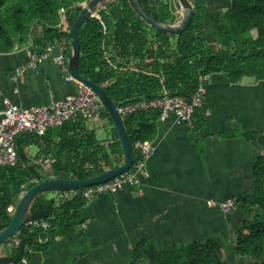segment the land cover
<instances>
[{
    "label": "trees",
    "instance_id": "trees-1",
    "mask_svg": "<svg viewBox=\"0 0 264 264\" xmlns=\"http://www.w3.org/2000/svg\"><path fill=\"white\" fill-rule=\"evenodd\" d=\"M89 0H0V53L10 52L30 37L35 51L48 42L64 38L69 55L68 30ZM154 20L169 24L177 17L176 0H136ZM193 16L179 34H167L147 26L132 11L126 0H106L97 9V17L88 18L77 30L80 43L78 75L100 86L117 106L141 99H153L163 92L189 98L196 90L197 78L204 74H222L231 84L244 76L264 80V0H229L225 8L210 13L215 42L206 40L204 18L209 15V0H189ZM66 12V29L58 27L59 9ZM208 13V14H207ZM37 27L39 30L36 31ZM206 106L193 112L188 126L190 139L203 151L206 137H232L234 131L218 133L205 124ZM159 113L139 111L124 117L123 125L130 142L133 163L138 155L137 141H151L156 133ZM101 118L112 126V138L100 143L87 118L76 115L57 126L56 139L48 130L39 136L21 132L15 137L17 162L0 167V230L11 220L21 195L38 182L48 179H83L118 166L123 161L122 147L109 114L101 107ZM259 131L242 136L255 143ZM36 146L50 159V171L44 172L36 156L26 148ZM252 190L237 198L235 209L244 218L231 238L219 234L205 240L158 246L140 240L124 264H264V156L253 166ZM74 191L53 192L54 197L38 195L30 204L29 220L46 219L49 229L31 230L23 224L14 235L17 244L0 264H25L31 252L45 251L60 237L82 231L80 220L87 203ZM8 200V202H5ZM232 254L233 262L227 258Z\"/></svg>",
    "mask_w": 264,
    "mask_h": 264
},
{
    "label": "crops",
    "instance_id": "crops-1",
    "mask_svg": "<svg viewBox=\"0 0 264 264\" xmlns=\"http://www.w3.org/2000/svg\"><path fill=\"white\" fill-rule=\"evenodd\" d=\"M208 24L213 40L210 17ZM31 52L37 51L27 37L10 52L0 53V113L3 99L31 108L77 91V82L66 80L68 69L54 62L56 49L35 68L17 73ZM204 104L207 127L236 135L206 137L200 152L189 137V124L174 116L158 121L155 136L148 141L152 146L146 159L148 175L140 186L126 185L94 196L82 208L80 234L62 236L47 250L31 252L25 264H124L143 239L166 246L214 234L231 238L244 216L236 209L223 214L217 205L252 190L254 163L264 156V80L240 79L233 85L222 74H213L205 87ZM96 122L109 124L106 118L86 120L93 130ZM57 130V126L48 129L50 139H56ZM249 130L260 132L255 143L242 136ZM26 151L39 162L47 158L34 145Z\"/></svg>",
    "mask_w": 264,
    "mask_h": 264
},
{
    "label": "built area",
    "instance_id": "built-area-1",
    "mask_svg": "<svg viewBox=\"0 0 264 264\" xmlns=\"http://www.w3.org/2000/svg\"><path fill=\"white\" fill-rule=\"evenodd\" d=\"M86 3L87 1H83L81 5L84 6ZM59 13L60 22L58 27L61 30H65V9L60 8ZM54 49L57 50L56 55L53 57L54 62L62 70H66V61L68 58L66 52L68 45L64 38H60L48 42L41 51L31 52L27 64L24 67L17 68L16 72L20 73L25 69L35 68L38 62L47 59ZM210 78L211 74L199 75L196 90L187 99L180 96H170L163 92L159 97L153 99H141L119 105L117 106V112L123 119L139 111L153 110L159 113L158 121L164 120L169 116H174L178 121L190 124L194 110L204 104L205 87ZM66 80L75 81L70 74L66 77ZM77 84L78 88L75 93L67 95L62 100L51 101L47 105L20 108L8 99H3V109L0 113V167H13L16 164L17 152L15 148V137L21 132H32L41 136L48 129L59 126L76 115H82L94 120L101 118L102 106L94 92L86 85L78 82ZM134 149L138 157L135 163L132 162L128 170L104 182L81 188V197L88 202L98 194L115 192L126 185L140 186L141 179L148 175L146 159L152 151V146L148 141H137L134 143ZM41 164L44 172L50 171L49 158L42 159ZM107 169L109 168H105L104 171ZM217 206L223 214H228L236 207L234 198H227ZM25 224L31 230L50 228V223L46 219L28 220ZM14 235L0 244L3 245L10 242L9 252L17 244V239L14 238Z\"/></svg>",
    "mask_w": 264,
    "mask_h": 264
},
{
    "label": "water",
    "instance_id": "water-1",
    "mask_svg": "<svg viewBox=\"0 0 264 264\" xmlns=\"http://www.w3.org/2000/svg\"><path fill=\"white\" fill-rule=\"evenodd\" d=\"M106 0H89L82 6L77 18L68 30L69 37V55L67 60V69L73 79L83 85L88 86L96 95L101 106L109 114L112 125L118 135L122 152L123 162L115 167L109 168L101 174L83 178V179H48L33 185L26 190L19 198L13 209L10 223L0 230V244L13 236L20 230L21 226L29 220L28 211L31 202L35 197L46 192H64L74 191L93 184H98L128 170L133 162V153L130 142L128 141L124 129L123 120L117 112V105L113 103L105 94L103 89L78 75V61L80 56V43L77 37V30L88 18L95 17L98 7ZM135 15L140 18L150 28L167 34H179L185 30L193 16V7L189 0H176L179 5V16L172 23H160L148 16L140 7L136 0H126Z\"/></svg>",
    "mask_w": 264,
    "mask_h": 264
},
{
    "label": "rangeland",
    "instance_id": "rangeland-1",
    "mask_svg": "<svg viewBox=\"0 0 264 264\" xmlns=\"http://www.w3.org/2000/svg\"><path fill=\"white\" fill-rule=\"evenodd\" d=\"M213 2H214V0H209L208 1V4H207V9H208L207 11L208 12L212 13L215 10L216 7L225 8L224 7L225 6L224 0H217L216 3H213ZM215 4H216V6L213 7ZM226 5H229V0H227ZM179 10L177 11V16H179ZM209 17L210 16L207 15V17L204 18V26H205L206 33H207L206 40L208 42H215L214 38H213V40H211L213 34L211 35L212 32H211L209 24H208ZM210 22H211V19H210ZM211 28L213 29V26ZM241 79H242L243 82H247V81H252L253 80V78L249 77V76H244ZM93 127H94L95 137H96L98 142L106 144L111 139V135H112V133H111L112 126L111 125L104 124V123H101V122L100 123L96 122V123H94ZM33 151H34V148L30 151L31 155H32V153H34ZM43 197L52 198V197H54V193L53 192H46V193L43 194ZM5 202H8V200H5ZM9 212L13 213V208L11 206L9 207ZM9 248H10V242L8 244L0 245V255L8 254ZM31 255H32V253H30V256ZM227 258H228L229 261L233 262L232 254H228Z\"/></svg>",
    "mask_w": 264,
    "mask_h": 264
}]
</instances>
